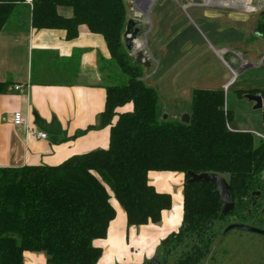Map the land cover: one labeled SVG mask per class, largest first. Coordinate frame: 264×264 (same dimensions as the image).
Wrapping results in <instances>:
<instances>
[{
	"label": "trees",
	"instance_id": "1",
	"mask_svg": "<svg viewBox=\"0 0 264 264\" xmlns=\"http://www.w3.org/2000/svg\"><path fill=\"white\" fill-rule=\"evenodd\" d=\"M26 2L0 0V31ZM30 6L34 28L63 29L72 39L85 24L102 35L111 59L128 80L109 82L104 109L91 126H110L107 148L74 154L55 166L0 168V264H24V251L44 252V264H97L102 249L93 241L105 238L115 217L112 195L125 210L128 225L157 223L161 212L171 207V195L157 192L148 182L150 170L185 174L182 224L161 240L159 258L168 260L169 251L185 236L203 240L219 221H252L255 209L243 197L257 189L264 197V140L230 127L233 111L225 109L223 88L193 89L188 123L163 120L157 90L146 84L144 68L124 49L125 0H30ZM58 6L71 7L73 15H60ZM256 29L264 38V21H257ZM8 85L0 82V93ZM245 93L262 97L264 132V85L236 89L239 97ZM189 171L227 176L233 211L220 216L214 186L186 183Z\"/></svg>",
	"mask_w": 264,
	"mask_h": 264
},
{
	"label": "crops",
	"instance_id": "2",
	"mask_svg": "<svg viewBox=\"0 0 264 264\" xmlns=\"http://www.w3.org/2000/svg\"><path fill=\"white\" fill-rule=\"evenodd\" d=\"M155 1L152 0L145 15ZM203 3V0H188L171 9L172 12L174 8L184 11L191 9L192 13L186 14L190 22L195 23L194 19L200 21L214 42L224 44L217 48L208 41L209 47L204 45L201 50L195 49L187 68L189 70L193 65H198L195 70H189L187 74L178 71L176 74L175 64L170 66L163 54L168 48L163 45L165 35H158L156 57L150 55L147 44L144 49L157 66L154 74L146 73V79L153 80V84L159 87L158 95L164 96L166 102L176 100L177 97L171 95L178 96L180 92H192L195 88H224L231 81L232 75L225 68L219 77L212 75L213 70L203 51L208 50L212 58H221L226 64L222 54L228 55L233 64L230 66L231 73L245 59L248 63L244 67H252L264 59V50L261 52L260 49V46L264 49V38L253 31L256 24L251 27L247 23L249 15L239 14L224 2L217 5ZM163 6L159 5L160 8ZM18 8L21 13L15 17L16 23L9 25V20L7 28L0 31V82L9 83L6 90L0 93V168L37 164L55 166L74 154L107 148L110 126L91 128L97 124L99 114L104 109L105 87L109 84L104 67L111 62V56L103 36L80 24L77 36L67 39L63 29H37L31 26L30 0ZM57 12L64 17L73 15L69 6H58ZM214 23L220 32H227L232 27L228 24L234 23L243 31L241 38L232 46L226 45L233 41V36L223 39L213 34L211 25ZM249 32L254 33V39L250 38ZM187 42L192 43L191 40ZM239 50L244 53L239 55L234 52ZM235 56H238V60ZM162 64L163 71L160 73ZM242 69L237 68L239 72ZM14 85L21 87L14 89ZM16 112L23 117L20 125L13 122ZM34 113L46 122L55 117L61 126V134L38 138L35 134L40 129L34 124ZM147 178L157 192L171 195V207L161 212V219L157 223L128 225L125 210L112 195L110 201L115 209V217L109 222L105 238L93 241L95 246L102 249L97 264H147L156 256L161 240L181 227L185 174L150 170ZM45 261L44 252L23 253L24 264H44Z\"/></svg>",
	"mask_w": 264,
	"mask_h": 264
},
{
	"label": "rangeland",
	"instance_id": "3",
	"mask_svg": "<svg viewBox=\"0 0 264 264\" xmlns=\"http://www.w3.org/2000/svg\"><path fill=\"white\" fill-rule=\"evenodd\" d=\"M131 1L132 0H125L128 6L127 19L134 18L140 28V33L135 40L137 47L144 50L147 44L150 55L156 57L159 42L158 35H165L163 45L168 48L165 49L163 54L164 57L166 55V59L170 66H172L173 63L175 64L176 74L178 71L187 74L189 70L192 71L196 69L198 65H193L189 70L187 69L190 61L194 57V50H201L204 45L209 47L208 41L213 43L217 48L224 46V44H218V42L216 43L212 40L208 30L200 21L194 19L195 23L192 24V22H190L186 14H191V9L184 11L180 8L179 10L174 8L173 12L171 11L173 7H179L178 3L181 4V2L183 3L188 0H156L154 2L155 5L149 9L147 15L142 14L138 8L131 7ZM197 1L200 0H194V2ZM237 1L239 2H236L237 7L234 8V11L239 12V14L245 13L249 15L247 23H249L251 27L255 25L257 21H264V0H248L251 11H249V9L246 11V8L241 6L247 0ZM160 4H164L163 8L159 7ZM18 7L17 12L19 14V12L21 13V9ZM18 14L11 17L9 25H14L16 23L15 17L18 16ZM233 24H228L232 27L227 32L225 30L220 32L217 29V24L214 23L211 25V32L223 39H230L233 36V41L226 44L232 46L234 45L233 42H237L243 33L242 29L235 27ZM236 25H238V22ZM254 30L255 32L258 31L256 27L255 29L253 28V31ZM179 32L180 34H178ZM250 34L249 32V35ZM251 37H253V39L255 38L253 32L250 38ZM189 40H191L192 43H188L187 41ZM262 48L263 47L260 46L261 52L264 50ZM124 49L128 53V57L133 58L132 53L128 51L125 46ZM207 51H203L204 58L208 60L210 69L213 70L212 75H214L215 78L221 75L220 72L224 68L232 75L231 81H233L229 84L227 90L225 91L223 88L225 91V104L228 109L233 111L230 127L245 130L253 129V131L264 134L261 127V109H254L252 101L247 100L244 96L239 97L236 94V89H244L255 85L258 86L259 84L264 85V59L260 63L254 64L252 67H244V65L248 63L245 59L242 64L239 63V66H237V68L240 67L243 69L239 75L233 79L234 75L230 71V66H233V64L228 55L222 54V58L227 62L226 64L221 58L217 60L212 58ZM234 52L239 55L244 53L242 50ZM146 54L148 56L147 52ZM237 57L235 56V58ZM151 62L152 65L148 69L141 65L144 68V80L146 84H151L159 93V87L153 84V80L146 79V73L154 74L157 71L156 62L154 60H151ZM166 66L165 64V67ZM162 67L163 64L159 69L160 73L163 71ZM104 68L107 82L113 81L115 84H124L127 82L128 75L122 72L115 60L111 59V62L107 63ZM237 68L233 71H236ZM171 75H173V73ZM202 86L204 87V85ZM158 96L159 108L163 109V113L166 112L168 114L167 119H180L182 114H189L190 91L180 92L178 96H175V94L171 95L175 98L177 97L173 102H166L164 96ZM163 113L161 117H163ZM257 139L261 138L257 137ZM263 175L264 174H262V177L264 178ZM225 178H227V176H225ZM260 208L264 209V199H262L260 203ZM257 212L259 211L256 210L253 212L252 224L254 223L253 221H256ZM234 222H236L235 217H232L228 222L219 221L215 223V225L207 231L206 237L203 238V240L194 235L185 236L183 240L178 242L175 248H172L171 252L169 251L170 257L168 259V264H174L175 262L179 264H264V236L250 232L242 233L236 230L228 232L224 237L221 236L224 228ZM158 251L157 249L156 255Z\"/></svg>",
	"mask_w": 264,
	"mask_h": 264
},
{
	"label": "water",
	"instance_id": "4",
	"mask_svg": "<svg viewBox=\"0 0 264 264\" xmlns=\"http://www.w3.org/2000/svg\"><path fill=\"white\" fill-rule=\"evenodd\" d=\"M152 0H132L130 3L131 7L138 8L142 14L146 13L147 8H149ZM140 33V28L137 25V21L134 18H129L126 21L125 29L122 34V41L125 48L130 51L133 55V60L142 65L144 68L148 69L151 67V60L146 55L144 50L136 45V38ZM239 71H234V78L239 75ZM233 81V80H232ZM230 81V83L232 82ZM244 97L253 102L254 109H261L263 106L262 97L259 94L245 93ZM34 124L43 132L48 135L57 136L61 134V126L55 117H52L50 122H46L44 119L40 118L37 113H34ZM168 118L166 112L163 113V120ZM190 119V114L184 113L180 117V121L188 123ZM189 178L186 180V183L193 182H210L214 186V192L219 196L221 209L220 216L225 217L231 213L235 207V203L231 200V195L229 192V184L225 177L211 172L203 173H194L188 172ZM230 230H244L251 233H256L264 236V229L251 226L244 223H230L224 229L223 233H226ZM149 264H160L158 256H155Z\"/></svg>",
	"mask_w": 264,
	"mask_h": 264
},
{
	"label": "flooded vegetation",
	"instance_id": "5",
	"mask_svg": "<svg viewBox=\"0 0 264 264\" xmlns=\"http://www.w3.org/2000/svg\"><path fill=\"white\" fill-rule=\"evenodd\" d=\"M262 196H263V194H261V190L257 189L252 194L248 195L247 197H243V200H245L246 202L250 203V205L253 206L255 211H256V209H258L259 212H257L256 221H253L254 222L253 224L251 222H237V223H244V224H248V225H251V226H255V227H259V228H263L264 229V226H263L264 225V215H262V217H261L260 213L262 212V209L259 206L261 201H262V199L264 198ZM248 213H250V212H248ZM260 220L263 221V222H260ZM260 226H262V227H260ZM230 231H232V230H230ZM230 231H228V232H230ZM236 231H239V232H242V233H246L247 232V231H244V230H236ZM223 232H224V230L221 233L222 237H224V236H226L228 234V232H226V233H223ZM156 256H158V254ZM158 258H159V256H158ZM159 260H160V264H168V262H169V260H163L161 258H159ZM149 263H147V264H149ZM174 264H179V263L175 262Z\"/></svg>",
	"mask_w": 264,
	"mask_h": 264
},
{
	"label": "built area",
	"instance_id": "6",
	"mask_svg": "<svg viewBox=\"0 0 264 264\" xmlns=\"http://www.w3.org/2000/svg\"><path fill=\"white\" fill-rule=\"evenodd\" d=\"M203 4L204 5H217L218 2L220 4V2H224L227 6H230V7H237V4L236 2H239L237 0H203ZM240 4V3H239ZM243 7V5H241ZM251 11V9H249ZM233 75H234V71H233ZM230 82L228 83V85H226L224 87L225 91L227 90V87L229 86ZM21 86L20 85H14V89H19ZM225 109H227V106L225 104ZM13 122L14 124L16 125H20L23 123V117H22V114L20 112H16L14 113L13 115ZM253 135H255V137H259L261 139H264V134H261L259 133L258 131H250ZM38 138L40 139H43V138H46L48 136L47 133L43 132V131H37L36 134H35Z\"/></svg>",
	"mask_w": 264,
	"mask_h": 264
},
{
	"label": "bare ground",
	"instance_id": "7",
	"mask_svg": "<svg viewBox=\"0 0 264 264\" xmlns=\"http://www.w3.org/2000/svg\"><path fill=\"white\" fill-rule=\"evenodd\" d=\"M249 1L243 3V7L246 8V10L251 9V7L248 5Z\"/></svg>",
	"mask_w": 264,
	"mask_h": 264
}]
</instances>
